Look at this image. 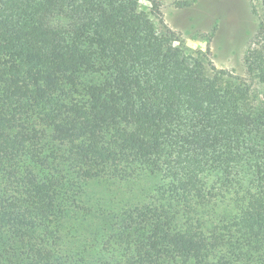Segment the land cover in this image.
Segmentation results:
<instances>
[{
  "label": "trees",
  "instance_id": "1",
  "mask_svg": "<svg viewBox=\"0 0 264 264\" xmlns=\"http://www.w3.org/2000/svg\"><path fill=\"white\" fill-rule=\"evenodd\" d=\"M140 1L0 0V264H264V0L259 91Z\"/></svg>",
  "mask_w": 264,
  "mask_h": 264
},
{
  "label": "rangeland",
  "instance_id": "2",
  "mask_svg": "<svg viewBox=\"0 0 264 264\" xmlns=\"http://www.w3.org/2000/svg\"><path fill=\"white\" fill-rule=\"evenodd\" d=\"M140 2L142 6H150L144 0ZM160 2V14L152 18L154 32L167 26L187 47L200 51L209 48V58L216 68L248 80L244 56L258 28V15L252 13L249 0ZM248 81L259 91L254 81Z\"/></svg>",
  "mask_w": 264,
  "mask_h": 264
}]
</instances>
